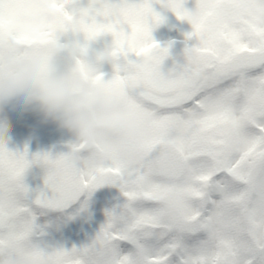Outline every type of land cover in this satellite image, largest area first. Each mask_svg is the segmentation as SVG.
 I'll return each instance as SVG.
<instances>
[{"label":"snow or ice","instance_id":"obj_1","mask_svg":"<svg viewBox=\"0 0 264 264\" xmlns=\"http://www.w3.org/2000/svg\"><path fill=\"white\" fill-rule=\"evenodd\" d=\"M25 2L0 0V36L32 43L14 24ZM51 2L58 27L79 34L71 42L82 49L111 35L123 67L105 86L146 135L137 157L109 152L97 162L82 150L75 160L67 152L29 158L0 130V250L26 244L38 264H264V0H195L191 10L160 0L198 41L166 70L170 45L151 38L161 21L152 0ZM31 165L42 170L32 189L23 178ZM104 185L117 196L94 233L68 247L49 243V229L90 214Z\"/></svg>","mask_w":264,"mask_h":264},{"label":"clouds","instance_id":"obj_2","mask_svg":"<svg viewBox=\"0 0 264 264\" xmlns=\"http://www.w3.org/2000/svg\"><path fill=\"white\" fill-rule=\"evenodd\" d=\"M61 17L51 0H26L14 17L16 31L32 43L0 36V105L11 104L36 113L70 135V159L81 150L97 162L112 153L121 159L138 156L145 130L132 117L120 96L109 90L102 68L114 70L123 62L112 43L100 50L82 49L78 42H62ZM179 55L193 53L184 47ZM99 77V78H98ZM134 81L128 82L131 89ZM168 146L167 144L165 145ZM171 215L175 205H165ZM0 264H38L32 249L20 244L0 250Z\"/></svg>","mask_w":264,"mask_h":264},{"label":"rangeland","instance_id":"obj_3","mask_svg":"<svg viewBox=\"0 0 264 264\" xmlns=\"http://www.w3.org/2000/svg\"><path fill=\"white\" fill-rule=\"evenodd\" d=\"M83 6L88 3V0ZM195 0H184L183 6L189 10L194 8ZM153 10L156 11L161 21L168 23L174 12L163 6L160 0H152ZM176 22L179 37L187 39L185 43H180L183 47H192L198 43L195 37L190 40L187 33L192 31L191 24L185 20L178 18ZM151 38L159 36L157 25L151 29ZM106 37V36H105ZM103 34L97 36L94 40L88 42V48L100 50L108 44L104 43ZM81 39L79 34L72 35L71 40ZM134 55V54H132ZM107 66L104 65L103 68ZM0 130L3 132L4 138L7 140L8 147L12 150H26L28 157L37 152L42 146L58 144L61 139L59 135V128L51 122H41L40 117L30 111L21 107H13L11 104L0 105ZM90 214H82L74 217L72 220L66 221L58 229H49V235L46 237L49 243L63 244L65 247L73 244H79L86 239V236L94 227H98L104 220L103 209L101 207L90 206ZM45 218H40L39 222H43Z\"/></svg>","mask_w":264,"mask_h":264},{"label":"water","instance_id":"obj_4","mask_svg":"<svg viewBox=\"0 0 264 264\" xmlns=\"http://www.w3.org/2000/svg\"><path fill=\"white\" fill-rule=\"evenodd\" d=\"M182 50L179 51H169V56L165 58V60L162 62V69L166 70L167 68L171 67L173 62L176 63H182L183 58L179 55V53ZM68 148L61 146V145H52L49 146L41 152H49L52 155L60 154L67 152ZM24 182L29 186L30 189L37 188L42 182V170L37 165H31L28 169H26L24 173ZM116 189L111 186H100L95 190L98 194H103L106 197V200H109L110 198L116 197ZM94 233V231L90 234V236Z\"/></svg>","mask_w":264,"mask_h":264},{"label":"flooded vegetation","instance_id":"obj_5","mask_svg":"<svg viewBox=\"0 0 264 264\" xmlns=\"http://www.w3.org/2000/svg\"><path fill=\"white\" fill-rule=\"evenodd\" d=\"M76 5L83 7L84 5V0H75ZM72 33H65V35L61 38L62 42H67L70 41V39L72 38ZM105 38H103L104 43L102 44H111L112 43V37L110 34L108 33H104L103 34ZM129 59H136L137 57H135V55H132L131 53L128 56ZM103 72V79H110L115 73V70L107 65V68L102 69ZM122 74V73H120ZM59 135H61V139L60 141L62 142V144L69 146L71 143H73L72 138L70 137V135L68 133H66L64 130L59 129ZM100 197L99 195L93 193L92 194V206L93 207H101V209H104L105 206H107L106 202H102L100 200H98L97 198ZM90 205V206H91Z\"/></svg>","mask_w":264,"mask_h":264}]
</instances>
